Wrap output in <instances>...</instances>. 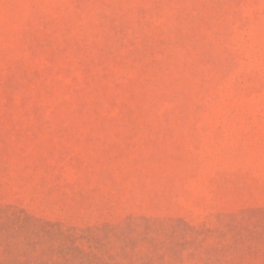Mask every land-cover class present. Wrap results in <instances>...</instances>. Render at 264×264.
<instances>
[{
    "label": "rangeland",
    "instance_id": "1",
    "mask_svg": "<svg viewBox=\"0 0 264 264\" xmlns=\"http://www.w3.org/2000/svg\"><path fill=\"white\" fill-rule=\"evenodd\" d=\"M0 264H264V0H0Z\"/></svg>",
    "mask_w": 264,
    "mask_h": 264
}]
</instances>
